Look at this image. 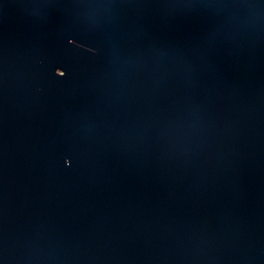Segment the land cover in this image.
<instances>
[{"label": "water", "instance_id": "obj_1", "mask_svg": "<svg viewBox=\"0 0 264 264\" xmlns=\"http://www.w3.org/2000/svg\"><path fill=\"white\" fill-rule=\"evenodd\" d=\"M0 264H264V0H0Z\"/></svg>", "mask_w": 264, "mask_h": 264}]
</instances>
